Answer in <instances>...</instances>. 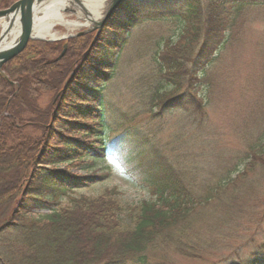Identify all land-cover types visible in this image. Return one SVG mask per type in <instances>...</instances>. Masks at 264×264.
I'll use <instances>...</instances> for the list:
<instances>
[{
	"label": "trees",
	"instance_id": "1",
	"mask_svg": "<svg viewBox=\"0 0 264 264\" xmlns=\"http://www.w3.org/2000/svg\"><path fill=\"white\" fill-rule=\"evenodd\" d=\"M10 1L0 0V8ZM140 1L124 0L98 32L29 40L3 64L0 264H264V118L232 124L236 149L219 142L223 130L208 119L215 93L223 99L210 69L223 47L239 41L244 15L264 0ZM137 22L168 33L143 82L146 113L158 131L175 110L183 121L164 144L137 128L115 140L125 175L150 195L122 220L116 190L64 202L107 173L47 166L109 151L114 139L100 134L99 105L126 48L120 34Z\"/></svg>",
	"mask_w": 264,
	"mask_h": 264
},
{
	"label": "rangeland",
	"instance_id": "2",
	"mask_svg": "<svg viewBox=\"0 0 264 264\" xmlns=\"http://www.w3.org/2000/svg\"><path fill=\"white\" fill-rule=\"evenodd\" d=\"M14 1L16 0H11L10 4ZM65 15L69 19L78 18L72 11L66 12ZM244 17L247 21L240 28L242 33L239 41L232 39L229 47H223L220 51L221 57L210 69L216 73L218 84L216 91L223 94V99L220 101V95L215 93V101L208 105V119L213 127L223 130L218 136L219 142L229 149L239 147V140L231 130L232 124L253 121L258 117L264 118V5L257 3ZM89 26L91 25L68 30L64 26L55 25L53 30L58 31L62 37L84 31ZM164 28L165 26L137 22L120 34L123 42L126 43V48L120 51L118 65L99 105L104 117L100 134L104 140L113 137L114 140H111L114 143L101 158L87 157L82 164L76 165L55 163L47 166L67 169L74 174H88L92 170H97L99 173H107V176L103 180L74 190L64 202L68 203L71 197L97 196L107 189L116 190L115 197L123 206L119 218L123 220L127 218L130 208L150 198L146 189L138 186L125 175L120 154L115 148L117 145L115 140L117 141L121 135L128 137V133H133L137 128L148 131L158 143L164 144L169 140L170 133L179 131L177 124L183 121L181 110H175L174 113L162 118L159 131L153 127L146 113L147 106H150V97L148 87L143 82L148 76L152 78L150 71L151 68L154 69L153 57L161 50L168 36ZM178 34L179 30L176 29L170 36L172 45L177 41ZM86 84L93 85V82L87 79ZM197 91L205 95L206 87L199 86ZM47 100L48 96H45L42 103H46ZM62 131L65 134L68 132L66 127H63ZM263 210L264 206L258 212ZM232 242L235 243L232 239L228 241L230 244ZM177 261L180 264H203L182 258H177Z\"/></svg>",
	"mask_w": 264,
	"mask_h": 264
},
{
	"label": "bare ground",
	"instance_id": "3",
	"mask_svg": "<svg viewBox=\"0 0 264 264\" xmlns=\"http://www.w3.org/2000/svg\"><path fill=\"white\" fill-rule=\"evenodd\" d=\"M110 0H44L33 5V28L31 35L45 39L59 38L58 31L53 30L55 25H61L68 30L75 27L92 25L99 20ZM74 12L78 18L69 19L66 12ZM79 18L83 19L80 20ZM9 22H11L10 25ZM6 34L3 36L4 32ZM1 47L12 45L20 33V23L14 15L10 20H0Z\"/></svg>",
	"mask_w": 264,
	"mask_h": 264
},
{
	"label": "water",
	"instance_id": "4",
	"mask_svg": "<svg viewBox=\"0 0 264 264\" xmlns=\"http://www.w3.org/2000/svg\"><path fill=\"white\" fill-rule=\"evenodd\" d=\"M44 0H16L12 2L8 7L0 9V20L4 19L6 20L9 18L10 20L14 15L17 16V19L20 23V33L15 40V42L7 47H1V39L6 34V31L4 32L3 36L0 35V74L4 75V72L2 70V66L4 63L18 55L26 46L27 42L31 40H44V41H56L60 40L66 37L71 36H80L86 32L99 31V29L104 25L108 17L112 14V12L121 4L124 2V0H110L108 3L104 14L101 16V18L97 21H95L91 26H89L86 30L80 31L74 35L69 34L66 36H62L59 38H49L45 39L42 37H34L31 35L32 28H33V5L34 3H38ZM11 22H9L8 25H10ZM1 33V32H0ZM66 44L63 45V49L60 52L59 56L57 58H60L64 52H65ZM6 77V75H4Z\"/></svg>",
	"mask_w": 264,
	"mask_h": 264
}]
</instances>
